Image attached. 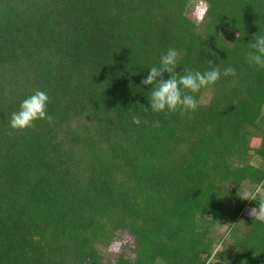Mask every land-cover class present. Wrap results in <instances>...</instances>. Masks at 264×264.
Returning <instances> with one entry per match:
<instances>
[{
    "label": "trees",
    "instance_id": "obj_1",
    "mask_svg": "<svg viewBox=\"0 0 264 264\" xmlns=\"http://www.w3.org/2000/svg\"><path fill=\"white\" fill-rule=\"evenodd\" d=\"M0 264H264V0H0Z\"/></svg>",
    "mask_w": 264,
    "mask_h": 264
},
{
    "label": "rangeland",
    "instance_id": "obj_2",
    "mask_svg": "<svg viewBox=\"0 0 264 264\" xmlns=\"http://www.w3.org/2000/svg\"><path fill=\"white\" fill-rule=\"evenodd\" d=\"M198 8H203V5L200 4L199 6H197ZM247 212H248V209H247ZM250 213V211L248 212V214Z\"/></svg>",
    "mask_w": 264,
    "mask_h": 264
}]
</instances>
